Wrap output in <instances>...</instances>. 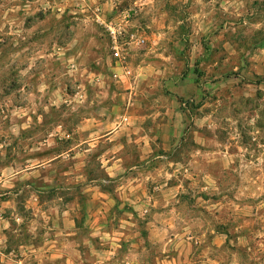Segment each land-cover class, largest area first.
I'll return each instance as SVG.
<instances>
[{
	"label": "crops",
	"instance_id": "0c3cea01",
	"mask_svg": "<svg viewBox=\"0 0 264 264\" xmlns=\"http://www.w3.org/2000/svg\"><path fill=\"white\" fill-rule=\"evenodd\" d=\"M148 67L135 65L121 91L60 95L65 104L47 121L43 187L24 182L39 166L18 169L0 152V262L228 264L220 254L249 252L252 234L264 251V153L248 158L238 141L233 151L212 136L207 98L159 90ZM47 95L50 119L56 96ZM28 187L54 198L45 231L37 236L33 225L23 242L14 210ZM29 203L43 207L36 197Z\"/></svg>",
	"mask_w": 264,
	"mask_h": 264
},
{
	"label": "rangeland",
	"instance_id": "374dc122",
	"mask_svg": "<svg viewBox=\"0 0 264 264\" xmlns=\"http://www.w3.org/2000/svg\"><path fill=\"white\" fill-rule=\"evenodd\" d=\"M79 3L0 0V152L5 150L18 169L39 166L36 177L24 182L44 185L47 121H55L54 108L65 104L61 94L90 93L105 85L122 90L118 85L123 80L111 76L110 42L93 19L94 4L107 19L129 8L137 11L128 31L143 36L146 45L131 54V69L144 61L147 78L159 90L186 92L180 98L193 97L197 104L204 96L206 109L213 112L212 136L230 140L233 151L238 141L248 158L264 153V0H90L85 12ZM71 65L76 71H70ZM134 77L133 71L130 83ZM97 78L102 86L95 85ZM47 93L56 96L50 119ZM33 197L43 204L41 209L29 203ZM53 198L29 187L20 193L14 210L18 239L26 242L33 225L37 236L45 231L47 201ZM81 234L88 235L85 230ZM247 237L249 252L234 247L220 254L228 264L233 253L240 264L261 262L264 251L258 250L253 234Z\"/></svg>",
	"mask_w": 264,
	"mask_h": 264
},
{
	"label": "built area",
	"instance_id": "2783aa9c",
	"mask_svg": "<svg viewBox=\"0 0 264 264\" xmlns=\"http://www.w3.org/2000/svg\"><path fill=\"white\" fill-rule=\"evenodd\" d=\"M89 4L90 0H80L78 6L82 12H85V6ZM91 12L95 23L103 28L110 42V58L113 65L112 79L115 81L130 80L133 77V71L129 65L131 54L146 45V39L143 36L128 31L130 21L137 15V11L134 8H129L116 17L107 19L102 7L94 4ZM70 71H76L74 65L70 66Z\"/></svg>",
	"mask_w": 264,
	"mask_h": 264
}]
</instances>
